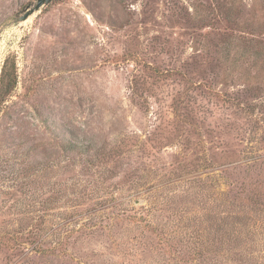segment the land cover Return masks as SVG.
Returning a JSON list of instances; mask_svg holds the SVG:
<instances>
[{
    "label": "rangeland",
    "instance_id": "1",
    "mask_svg": "<svg viewBox=\"0 0 264 264\" xmlns=\"http://www.w3.org/2000/svg\"><path fill=\"white\" fill-rule=\"evenodd\" d=\"M35 1L0 0V264H264V0Z\"/></svg>",
    "mask_w": 264,
    "mask_h": 264
},
{
    "label": "water",
    "instance_id": "2",
    "mask_svg": "<svg viewBox=\"0 0 264 264\" xmlns=\"http://www.w3.org/2000/svg\"><path fill=\"white\" fill-rule=\"evenodd\" d=\"M52 0H36L20 17L19 21L25 20L27 17L31 15H35L41 7H43L45 4L49 3Z\"/></svg>",
    "mask_w": 264,
    "mask_h": 264
},
{
    "label": "trees",
    "instance_id": "3",
    "mask_svg": "<svg viewBox=\"0 0 264 264\" xmlns=\"http://www.w3.org/2000/svg\"><path fill=\"white\" fill-rule=\"evenodd\" d=\"M2 77H4V75H3ZM2 81H3V78H2ZM10 87H11V85L9 86V88H8V89H10Z\"/></svg>",
    "mask_w": 264,
    "mask_h": 264
},
{
    "label": "bare ground",
    "instance_id": "4",
    "mask_svg": "<svg viewBox=\"0 0 264 264\" xmlns=\"http://www.w3.org/2000/svg\"><path fill=\"white\" fill-rule=\"evenodd\" d=\"M32 16V15H31ZM28 18V17H27ZM24 21V20H23Z\"/></svg>",
    "mask_w": 264,
    "mask_h": 264
}]
</instances>
